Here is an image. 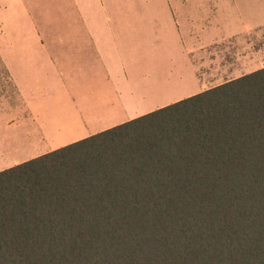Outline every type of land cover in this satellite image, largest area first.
Wrapping results in <instances>:
<instances>
[{
    "label": "trees",
    "instance_id": "obj_1",
    "mask_svg": "<svg viewBox=\"0 0 264 264\" xmlns=\"http://www.w3.org/2000/svg\"><path fill=\"white\" fill-rule=\"evenodd\" d=\"M0 264H264V67L0 171Z\"/></svg>",
    "mask_w": 264,
    "mask_h": 264
},
{
    "label": "rangeland",
    "instance_id": "obj_2",
    "mask_svg": "<svg viewBox=\"0 0 264 264\" xmlns=\"http://www.w3.org/2000/svg\"><path fill=\"white\" fill-rule=\"evenodd\" d=\"M118 3L160 5L154 41L164 49L142 51L129 83L101 90L70 82L35 41L55 28L44 23L80 13L118 17L120 10L104 9ZM186 4L203 22L188 27L178 17L176 27L170 9L179 14ZM262 67L264 0H0V171Z\"/></svg>",
    "mask_w": 264,
    "mask_h": 264
},
{
    "label": "crops",
    "instance_id": "obj_3",
    "mask_svg": "<svg viewBox=\"0 0 264 264\" xmlns=\"http://www.w3.org/2000/svg\"><path fill=\"white\" fill-rule=\"evenodd\" d=\"M88 6L91 7L90 4ZM185 6L179 14L172 13L173 8H169L176 27L180 23L178 17L188 27H192L196 20L203 22L204 15L200 10L194 13L191 5ZM112 8L120 10L118 17H109L108 13H104V17H86L87 14L80 13L79 17L73 19H52L44 25L55 28L42 33L39 40L34 39L40 41L44 56L57 58L63 71L72 74L70 82L98 83L102 85L101 90L114 81L129 83L132 81L131 75H138L135 67L139 66L142 51L164 49V44L159 40L154 41L155 34L160 38V25L153 28L156 19L159 18V22L163 19L162 13L154 12L162 10L160 5L118 3L104 7L106 11ZM146 39L151 43L146 44Z\"/></svg>",
    "mask_w": 264,
    "mask_h": 264
}]
</instances>
